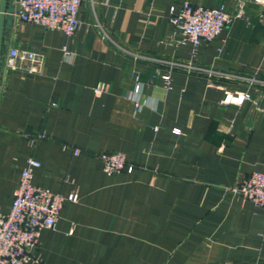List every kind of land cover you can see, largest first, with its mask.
<instances>
[{
	"label": "crops",
	"instance_id": "crops-1",
	"mask_svg": "<svg viewBox=\"0 0 264 264\" xmlns=\"http://www.w3.org/2000/svg\"><path fill=\"white\" fill-rule=\"evenodd\" d=\"M186 1L235 7V0H94L96 18L83 3L70 39L15 18L8 24L0 207L10 212L30 159L41 164L34 185L79 196L65 202L54 230L40 232L37 264H264V209L230 191L264 172V87L249 82L264 80L261 9L248 6L246 18L193 56L169 21L170 8ZM66 44L71 61L63 59ZM11 48L40 54L41 73L7 69ZM228 94L252 101L227 105ZM104 152L124 154L133 173L106 175L97 159Z\"/></svg>",
	"mask_w": 264,
	"mask_h": 264
},
{
	"label": "built area",
	"instance_id": "built-area-1",
	"mask_svg": "<svg viewBox=\"0 0 264 264\" xmlns=\"http://www.w3.org/2000/svg\"><path fill=\"white\" fill-rule=\"evenodd\" d=\"M15 7L13 18L22 24L41 26L47 30H61L67 39L73 37L81 28L80 10L87 2L95 18L94 0H13ZM250 5L261 9L260 21L264 22V0H235V7L230 10L226 4L217 8H207L195 5L189 1L180 6L170 8V24L175 33L182 36V43L192 44V55L197 56L204 46L218 38L221 33L236 19L246 18ZM94 28L105 41H112L99 22ZM65 61H71L73 52L66 44L62 48ZM5 66L11 71H23L30 75L40 74L43 67V57L30 51H20L11 48L5 58ZM168 88L171 84L169 75L163 77ZM134 90V104L136 111L143 107L140 101L141 85L136 77ZM251 84L264 87V80L249 79ZM105 87L99 86L95 92L101 94ZM252 101L248 94H228L224 104L242 105L245 101ZM258 106L257 101H253ZM259 109V108H258ZM45 136H38L44 138ZM80 152L75 151L78 156ZM102 163L103 171L108 176L127 172L133 173L134 167L127 164L126 156L118 152H104L97 156ZM41 164L33 159L23 170L18 190L15 192L13 204L9 213H4L0 207V264H37L39 258L33 256L37 247L40 232L44 229L54 230L60 219L65 202H79L77 194L65 197L55 194L48 189L33 183V171ZM230 191L243 200L252 202L264 209V172H253Z\"/></svg>",
	"mask_w": 264,
	"mask_h": 264
},
{
	"label": "water",
	"instance_id": "water-1",
	"mask_svg": "<svg viewBox=\"0 0 264 264\" xmlns=\"http://www.w3.org/2000/svg\"><path fill=\"white\" fill-rule=\"evenodd\" d=\"M10 2L11 0H0V76L5 47V34L8 24L13 23L14 20V7L11 6Z\"/></svg>",
	"mask_w": 264,
	"mask_h": 264
}]
</instances>
